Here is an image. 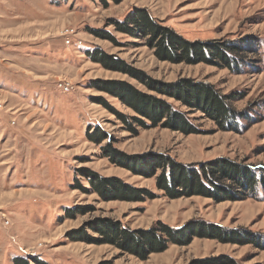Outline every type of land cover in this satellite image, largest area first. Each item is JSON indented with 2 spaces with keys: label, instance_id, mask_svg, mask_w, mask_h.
Listing matches in <instances>:
<instances>
[{
  "label": "rangeland",
  "instance_id": "obj_1",
  "mask_svg": "<svg viewBox=\"0 0 264 264\" xmlns=\"http://www.w3.org/2000/svg\"><path fill=\"white\" fill-rule=\"evenodd\" d=\"M134 7L147 8L188 40L238 46L230 54L233 69L159 60L145 39L110 24ZM67 29L74 30L73 44L66 43ZM104 30L117 44L102 36ZM96 47L164 83L190 78L213 85L230 97L235 117L221 126L203 110L94 61L87 51ZM100 80L125 81L167 100L187 114L196 132L151 126L101 90ZM62 81H71L74 90L64 92ZM114 111L127 115L135 132ZM96 127L107 135L102 143L90 139ZM110 149L125 154L126 164L113 162ZM149 154L186 166L223 159L252 169L255 185L246 198H171L157 187L156 176L133 162ZM87 171L118 177L155 197L105 200ZM226 183L237 189L231 179ZM100 219L146 231L160 223L180 229L207 221L236 242L194 236L142 259L100 243L101 234L90 227ZM82 229L99 240L79 236ZM17 256L32 264L33 257L45 264H264V0H0V264H15Z\"/></svg>",
  "mask_w": 264,
  "mask_h": 264
},
{
  "label": "trees",
  "instance_id": "obj_2",
  "mask_svg": "<svg viewBox=\"0 0 264 264\" xmlns=\"http://www.w3.org/2000/svg\"><path fill=\"white\" fill-rule=\"evenodd\" d=\"M110 24H113L119 32L134 38L145 39L146 44L154 50V54L159 60L171 63L198 64L205 62L221 64L233 69V59L230 54L241 50L238 46L227 42L188 40L173 28L154 19L150 11L144 7H134L122 20L112 19ZM102 36L117 44L110 31L104 30ZM87 53L94 61L100 62L109 69L131 74L153 91L172 97L184 105L203 110L220 122L221 126L227 124L230 116L235 117V110L229 103L230 97L222 95L211 84L195 83L190 78H182L174 83H164L150 78L144 72L133 69L123 59L110 55L99 47L93 51L89 50ZM96 83H99L98 87L101 90L120 98L140 116L150 120L151 126L163 125L185 134L196 132L187 114L163 98L145 93L125 81L100 80ZM114 112L124 123L131 126L127 115ZM133 118L142 126L147 127L148 124L141 118ZM130 130L135 132L132 126ZM106 138V133L99 127H96L93 134L90 135V139L97 143H102ZM107 153L113 162L120 165H124L128 161L127 156L118 150L110 149ZM133 162H137L140 168L146 170L143 172L148 173L149 176H156L157 187L171 198L193 195L211 197L216 200L246 198L248 191L253 190V185H255V175L252 169L237 166L233 162L223 159L186 166L169 155L149 154L145 156V160ZM85 175H87L93 190L105 200L143 201L146 197H155L146 188L134 187L118 177L99 176L93 171H87ZM227 179L236 182L237 189L233 185L227 184ZM90 227L101 234L100 243H111L142 259H146L152 252L166 250L169 242L188 244L194 236H207L218 238L223 242H236L231 237V233L223 227L201 220L191 221L180 229L160 223L157 227L154 226L147 231L131 230L126 224L119 221L114 222L111 219L97 220ZM84 230L77 231V234L80 233L79 236L86 239L91 238L85 235ZM32 259L36 264H45L39 258L33 257ZM14 262L15 264H32L29 259L23 256L15 257Z\"/></svg>",
  "mask_w": 264,
  "mask_h": 264
},
{
  "label": "built area",
  "instance_id": "obj_3",
  "mask_svg": "<svg viewBox=\"0 0 264 264\" xmlns=\"http://www.w3.org/2000/svg\"><path fill=\"white\" fill-rule=\"evenodd\" d=\"M73 34H74V30L72 29H67V31L65 32L67 44H73L74 42H76L75 41L76 37H73ZM77 44L82 45V41L77 40ZM60 87L64 92L69 93L74 90L75 86L71 81H62L60 82Z\"/></svg>",
  "mask_w": 264,
  "mask_h": 264
}]
</instances>
